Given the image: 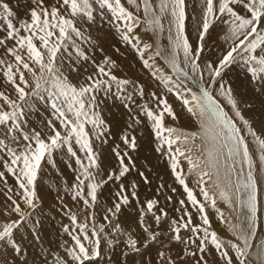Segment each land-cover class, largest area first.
<instances>
[{
  "label": "snow or ice",
  "instance_id": "1",
  "mask_svg": "<svg viewBox=\"0 0 264 264\" xmlns=\"http://www.w3.org/2000/svg\"><path fill=\"white\" fill-rule=\"evenodd\" d=\"M190 15L195 44L187 31ZM102 22L115 27L121 41L138 53L142 67L198 122L193 131L168 124L179 116L168 96L156 92L151 93L154 106L140 108L150 121L155 150L168 161L185 198L178 201L176 216L158 199L140 204L134 221L139 231L121 220L125 207L140 202L138 185L125 184L136 167L130 153L138 148L137 138L125 132L112 149L115 167L105 170L99 148L109 142L111 126L98 110L95 93L113 84L121 93L133 88L143 96L144 89L118 76L112 57L97 62L89 55L85 46H96L90 27ZM140 28L152 33L167 28L170 46L150 52L153 45L141 40ZM217 29L225 47L215 60L205 59L210 51L206 38ZM0 33V181L7 185L9 175L15 181V190L8 188L13 195L7 219L0 222V251H11V264H29L21 230L31 218L29 210L37 207L38 180L46 165L56 166L57 154L74 161L75 167L69 164L73 183L63 191L79 210L63 205L61 197L69 220L62 231L68 239L61 245L63 254L49 253L52 264L110 260L121 240L126 246L122 255L131 264H152L153 250L157 264H209L206 256L212 251L221 264H264V238L256 243L264 230V135L245 117L224 80L225 71L239 62L253 91L264 97V0H198L191 13L186 0H159L158 7L154 0H18L15 9L0 0ZM161 56L175 77L197 84L198 91L162 74L156 62ZM88 62L94 72L73 81L71 74L79 76ZM41 107L48 118L37 130L29 117ZM132 119L134 125L144 122L139 116ZM186 170L195 174L192 186ZM138 174L150 183L143 172ZM113 184L105 204V188ZM218 200L231 210L228 216ZM209 209L226 224L231 239L213 228ZM36 224L33 239L39 240ZM177 247L180 251L173 254Z\"/></svg>",
  "mask_w": 264,
  "mask_h": 264
},
{
  "label": "rangeland",
  "instance_id": "2",
  "mask_svg": "<svg viewBox=\"0 0 264 264\" xmlns=\"http://www.w3.org/2000/svg\"><path fill=\"white\" fill-rule=\"evenodd\" d=\"M7 2L10 3L15 9V5L18 2V0H7ZM154 4L158 7L159 6V0H154ZM192 6V5H190ZM22 15V13H20ZM165 24H167V21L165 20ZM190 20L187 21V31H189ZM87 27V26H86ZM142 29L141 33L139 32ZM166 31L163 33H152L150 32V42L153 45V49L151 52H154L156 48H168L170 46V42H168V32L167 28H165ZM90 35L92 36L93 40L96 42L95 48H88L86 47V50L89 52V55L95 59L97 62H102L103 58L105 56H110L112 59L117 61L118 69L116 70V74L120 76L121 78H128L131 79V75L133 72L136 73L137 78L139 79L141 75L143 74L141 69L142 62L139 59L138 53L131 49L130 46H127L124 44L121 39L119 33L116 31L115 27L113 25L108 24L107 22L98 23L96 25H92L90 27ZM147 34L148 32H145L143 28H140L137 30V34ZM2 35V33H0ZM157 36V37H156ZM210 36H208L209 38ZM206 38V47L208 49H211L214 51L215 43L212 38ZM156 39V40H155ZM192 40V39H190ZM209 40V41H208ZM167 41V42H166ZM155 42V43H154ZM193 42V41H192ZM166 44V45H165ZM195 44V42H194ZM212 46V47H211ZM103 49V51H101ZM116 49H119V51H116ZM208 51L211 53L212 51ZM205 52L204 56L205 59H208V53ZM3 53V50L0 49V54ZM208 53V54H207ZM2 55V54H1ZM163 63L167 64L166 60L163 58V56L158 57ZM216 59V58H215ZM214 59V60H215ZM240 63H236L234 65H231L229 69L225 71L224 80L227 81L229 84L232 85V88L236 95H242V102L240 104L241 109L245 115L248 114V108H250V113L254 115L255 118L264 120V102L262 103V100L258 97L256 98V103H251L248 97H252L253 95L249 91V89L246 87L247 83H245V70L244 68L239 65ZM235 68H234V67ZM236 69V70H235ZM94 72V67L92 66L91 62L85 63L81 66L80 74L77 76L75 73H72L70 78L79 79L80 81H83L85 77ZM244 75V76H243ZM148 78V77H147ZM149 79V78H148ZM153 79V80H152ZM151 80H148L144 78V82L149 84L152 87L145 88L144 86V95H139L138 92H136L135 89L129 88L127 92H119L116 88V85L113 84L111 89H99L96 91L95 95L97 97V104H98V110L102 112L105 120L107 123L111 126L110 127V134L108 137L109 142L107 143V146L99 148L101 151V159L103 162V166L105 170H111L116 165L115 157L112 153V149L116 144H121L120 137L127 132L128 134H134L137 138L138 148L135 151H132L130 154L134 156V161L136 167L133 169L131 174L127 177L125 180V184L128 185L129 182L134 181L138 187L137 192L140 197V202L136 203L134 202V206L125 207L126 212H130L131 210L134 212H137V209L139 208L140 204L143 202L146 203V201L150 198H148L150 195L154 196L156 199L161 200L160 196L165 193L164 187H161V185H164L166 179L168 178V172H170L169 166H161L162 159L166 162H168L165 158L161 156L159 152H157L156 149V143L155 138L151 136L150 132H153L150 125L148 126L147 122L150 123V121H147L144 119L143 113L140 111V108L145 104L148 103L150 106H154V101L151 97L152 92H156L157 95H167L169 102L173 104L179 119L177 121H172L171 119H168V124L173 126H179L187 131H193L198 128V122L195 117H185L183 116V112L185 110L178 106L180 103L175 99V96L167 93V91L163 88L158 87L159 83L156 81V79L152 78ZM132 80V79H131ZM188 86L192 87L194 91H198L199 86L197 84H193L190 82V80L185 81ZM235 84H233V83ZM6 85V82H4ZM152 83H157L156 85ZM184 84V83H183ZM246 84V85H245ZM156 86V87H155ZM196 86V87H195ZM161 88V89H160ZM133 89V90H132ZM240 91V93H239ZM242 91V92H241ZM245 93V94H243ZM130 94V95H128ZM250 95V96H249ZM252 95V96H251ZM106 96H108V99L103 100ZM245 96V97H244ZM247 97V98H246ZM249 100V101H248ZM110 103H114V106L116 105V102L121 103V106H115L116 108H124V111L119 112L123 115L120 116V119L123 121H118L117 119H114L113 122L110 121L109 117L106 115L105 108ZM135 102V103H133ZM221 102H223L221 100ZM224 103V102H223ZM225 104V103H224ZM226 105V104H225ZM248 105H251V107H248ZM262 106V107H260ZM179 107V108H178ZM247 107V108H246ZM254 108V109H253ZM183 112H182V111ZM247 110V113H245ZM262 112V114H261ZM262 115V116H261ZM139 116L140 119H144L146 121V124H139L134 125L133 124V117ZM48 118V112L44 110V108H40L39 112L33 113L29 119L32 121V127L37 128V130H41V121L46 120ZM263 118V119H261ZM132 125V127H129ZM148 126V127H147ZM135 132H134V131ZM138 130V131H137ZM46 131V129H45ZM137 132V133H136ZM129 134V135H131ZM139 137V138H138ZM149 137V139H148ZM146 141H148L146 143ZM143 143H146L147 148L144 150L142 149ZM123 147V145H121ZM159 157V158H157ZM56 166L52 167L51 165H46L44 168V171L42 173L41 178L38 180V191L43 190L45 191L43 195L39 194V200L37 201V207L35 209H30L31 212V218L26 224V226L23 228L24 230H29L32 227V221L35 219V217H38L39 220L44 223L45 218L41 219L45 213H49L50 218H56L57 221H54V219H51L54 222L60 223L62 225L69 223L68 217L64 215V212L66 211V208L63 207V205H67V207H70L73 209V211H78L79 208L77 205L72 203L70 201V197L63 191L64 186L70 185L73 183V177L74 173L72 171V168L69 167V164L71 163L73 167H75L74 161H70L69 158L63 154H57L56 157ZM182 163L185 165V168L187 169L186 161H182ZM164 165V164H162ZM140 172H143L145 176H147L148 181L150 183H146L143 178L138 174ZM7 175V173H6ZM185 175L188 176V182L190 186L194 184V180L192 177L195 175L194 173H189L187 170L185 171ZM170 178L175 182L172 178V176L169 173ZM14 181V179H13ZM15 182V181H14ZM208 186H211V181H208ZM12 183V177L8 176V182L7 185H5L2 181H0V193L2 196L0 197V203L3 201L5 202L4 206L0 210V222H3L7 219L6 216V209L7 205L10 203V200L8 199L9 196L13 195L8 192V194L5 193V190L11 187ZM175 185H177L178 190H176L175 193H172V196L175 198L183 199L185 198V194L183 193L182 187L178 184L176 181ZM116 185H111L110 188H105L104 191V202L105 204H109V197L112 195L111 189H114ZM12 188V187H11ZM142 189V190H141ZM144 191L146 193H144ZM150 192V194H149ZM182 195H181V194ZM142 194V195H141ZM144 194V200L142 199V196ZM146 194V195H145ZM166 196L168 193L166 192ZM171 196V197H172ZM179 196V197H178ZM182 196V197H181ZM61 197H63V205L61 203ZM172 197V198H173ZM43 202L45 204H43ZM218 203L221 207V210L224 211L225 216H228L230 213V209H228L227 205L223 201H219ZM222 203V204H221ZM137 204V205H136ZM136 205V206H135ZM179 204L174 203L173 205L168 204L167 202L160 203V206L165 208L169 212L170 216H176L178 213L175 212V208L178 207ZM138 206V207H137ZM23 207V204H22ZM129 208V209H128ZM189 211H192V209H189ZM209 216L212 221L213 228L224 238L231 239L232 233L227 231V226L225 223H219L218 215L215 212L214 209H209ZM195 217V215H194ZM18 217L13 216L12 219H17ZM218 219V220H217ZM217 221V222H216ZM198 222V221H197ZM216 222V223H215ZM38 227V224H36V228ZM135 229L136 228H132ZM139 231V230H138ZM24 231H21L23 233ZM62 232V230H61ZM264 230L260 231L258 233V238L256 240V243H259L260 238H264ZM44 234L51 236L48 232L44 231ZM44 234L40 232L39 237L40 240H43V242L46 244L47 242L50 244V240L48 237H46ZM63 235H60L62 237ZM66 239L68 237L66 236ZM53 241L59 246L62 245V241L58 237H54ZM23 248L25 249V257L28 260L29 264H45V260H47V257L52 255H49V253L55 254L57 250H49L44 251L42 253L36 254V256L32 255L33 253L27 249V246L25 244H22ZM178 252L180 251L179 247L175 248ZM107 251V249H105ZM126 251V246L121 240V242L114 246L113 250L109 253V256L111 259L109 260L107 257L103 260L94 261L93 264H131V260H128V258H125L122 253ZM176 252H174L175 254ZM213 254L212 258H206L208 259L209 263L213 261V264H221V262L218 259V255L215 251L211 252ZM60 254H63V252ZM5 253L2 255L0 254V264H3L5 260L8 261V264H11L12 257H10V254H7L4 256ZM113 255V257H112ZM150 255L152 256V264H153V256L155 255V251L153 250ZM9 258V259H7ZM138 259V258H137ZM212 259V260H211ZM214 259V260H213ZM156 260V259H155ZM155 262V261H154ZM157 263V262H156ZM16 264H19V262H16ZM47 264L48 261H47Z\"/></svg>",
  "mask_w": 264,
  "mask_h": 264
},
{
  "label": "bare ground",
  "instance_id": "3",
  "mask_svg": "<svg viewBox=\"0 0 264 264\" xmlns=\"http://www.w3.org/2000/svg\"><path fill=\"white\" fill-rule=\"evenodd\" d=\"M186 2L188 3V5H189V11H190V13L192 12V9L194 8V7H196V5L198 4V0H186ZM190 5H192V6H190ZM189 20H190V25H188V26H190L189 28V31H188V35H189V37H190V39H192V41H193V43L195 42V39H196V34H195V31H194V27H195V21L192 19V17H191V15H190V17H189ZM141 31H142V29L139 31L140 33H141ZM166 31V30H165ZM140 37H141V40L143 41V42H147V43H149L150 42V32H148L147 34H145V33H143V34H140L139 35ZM210 37L209 38H212V40L214 41V42H216L215 43V45H214V51H212L211 49V53H209L208 51V59H212V60H214L215 58H217L218 57V55L223 51V48L225 47V45H224V42L220 39V37L222 36V32H220L218 29L217 30H213V31H211L210 32V35H209ZM157 37V36H156ZM208 38V37H207ZM208 38V39H209ZM156 40V39H155ZM207 40V39H206ZM209 41V40H208ZM167 42V41H166ZM169 42V41H168ZM207 42V41H206ZM155 43V42H154ZM166 45V44H165ZM212 47V46H211ZM167 48V47H166ZM150 52H151V50H150ZM2 54V53H1ZM0 54V55H1ZM156 62H157V66L159 67V68H161L162 69V74H170V75H173L174 76V79H176L177 80V82L178 83H180L181 84V86L182 87H184V88H187V87H189L188 85H187V83L185 82V80H184V78H177V77H175V75L172 73V70H171V68L169 67V65H168V63L167 64H165V63H163L160 59H158V57H156ZM239 65H241V64H239ZM234 67V66H233ZM236 67V66H235ZM234 67V68H235ZM81 70V69H80ZM236 70V69H235ZM141 71H142V75H141V77L138 79L137 78V76H136V73L135 72H133L132 73V75H131V79L136 83V84H138V85H143V88H144V86H145V88H147L148 86L149 87H152V86H150L149 84H147L146 82H144V78H146L147 79V81L148 80H151L152 78H154V77H152L151 75H150V73L148 72V70H145L144 68L143 69H141ZM244 76V75H243ZM149 79H148V78ZM245 77V83H247V85H246V87L249 89V91L251 92V94L253 95H251L252 97H254L253 99L252 98H250V97H248V99L250 100H252V102L251 103H256V98L258 97V99L260 98L261 100H262V103L264 102V97H261V96H259L258 94H256L254 91H253V87H252V85L249 83V81H248V78H247V75H245L244 76ZM73 79V81H75L76 79H74V78H72ZM154 79H156V78H154ZM225 79V78H224ZM153 80V79H152ZM156 81H158L157 79H156ZM190 82H192V81H190ZM158 83H159V86L158 87H160L161 86V88H163V85L161 84V82H159L158 81ZM184 83V84H183ZM233 83V82H232ZM153 84H157V83H152V85ZM233 84H235V83H233ZM158 85V84H157ZM236 85V84H235ZM237 86V85H236ZM156 87V86H155ZM196 87V86H195ZM160 88V89H161ZM165 89V88H164ZM133 90V89H132ZM166 90V89H165ZM137 92V91H136ZM242 92V91H241ZM235 93V92H234ZM239 93H240V91H239ZM217 95H219L218 93H216ZM236 94V93H235ZM243 94H245V93H243ZM128 95H130V94H128ZM237 96V98H238V100L240 101V104H241V102H242V95H236ZM250 96V95H249ZM245 97V96H244ZM247 98V97H246ZM106 99H108V96H106L104 99H102V101L103 100H106ZM221 100L226 104V107H230V106H227V102L221 97ZM248 100V101H249ZM250 100V101H251ZM222 102V103H223ZM133 103H135V102H133ZM136 104V103H135ZM115 106H118V107H120L121 106V103H118V102H116V105ZM114 106V103H110L109 102V105L107 106V108H105V111H106V115L109 117V119H110V121L111 122H113V120L114 119H117L118 121H123L122 119H120V116L121 115H123L122 113H119V112H122V111H124V108H116ZM178 106H180L181 107V105L179 104ZM241 107V106H240ZM260 107H262V106H260ZM179 108V107H178ZM247 108V107H246ZM254 109V108H253ZM263 111H264V109H262ZM117 111H119V112H117ZM182 111V110H181ZM248 114H246V116L248 117L247 119H249L251 122H252V125H253V127L256 129V131L258 132V133H260L261 135H264V120H260V119H257V118H255L254 117V115H252L251 113H250V108H248ZM183 112V111H182ZM245 113H247V110H246V112ZM261 114H262V112H261ZM183 116L185 115V117H191L186 111L185 112H183V114H182ZM233 115H234V113H233ZM262 116V115H261ZM114 118V119H113ZM238 119V118H237ZM261 119H263V118H261ZM143 121H144V119H142ZM142 124H146V121H144ZM147 124H148V126L150 125V123H148L147 122ZM141 125V124H140ZM142 126V125H141ZM147 126V127H148ZM134 131V130H133ZM138 131V130H137ZM135 132V131H134ZM150 132V134H151V136H153L154 137V133L153 132H151V131H149ZM132 133V132H131ZM131 133H129V134H131ZM137 133V132H136ZM131 135H133V134H131ZM245 135H247V133H245ZM136 136V135H135ZM139 138V137H138ZM148 139H149V137H148ZM148 141H146V143H147ZM146 143H143V145H142V149H146L147 148V146H146ZM107 146V144L104 146V147H106ZM132 155V154H131ZM132 157L134 158V156L132 155ZM157 158H159V157H157ZM162 164H164V165H162ZM162 164H161V166H169V163L168 162H166V161H164L163 159H162ZM169 168H170V166H169ZM169 173H170V175L172 176V178L174 179V176H173V174H172V172H171V169H170V172H168V178L166 179V181H165V183H164V185H163V187H164V190H165V193H163L161 196H160V198H161V200H159L161 203H162V205H163V203H165V202H167L168 204H170V205H173L174 203H177L178 204V201L180 200V198H175V197H173L172 196V191H171V189L172 188H176V190H178V187H177V185H175V183H176V181L174 182L171 178H170V176H169ZM175 180V179H174ZM12 183L14 184V185H12L11 184V187L13 188V190H15V182L13 181V178H12ZM142 190V189H141ZM41 190H39L38 192H39V194L40 195H43L44 194V190L42 191V192H40ZM178 191H180V190H178ZM8 189H6L5 190V193L6 194H8ZM166 192L168 193V195L166 196L165 194H166ZM10 194H13V192H9ZM144 193H146L145 191H144ZM183 193H184V191H183ZM149 194H150V192H149ZM181 194V193H180ZM185 194V193H184ZM142 195V194H141ZM146 195V194H145ZM182 195V194H181ZM2 196V194L0 193V197ZM168 196H172L173 198H172V201L171 202H168L167 200H166V197H168ZM179 197V196H178ZM182 197V196H181ZM144 194H143V196H142V199L144 200ZM148 198H150V199H156L154 196H149ZM143 203H145V202H143ZM4 204H5V202H1L0 203V210L2 209V207L4 206ZM43 204H45L44 202H43ZM222 204V203H221ZM137 205V204H136ZM135 205V206H136ZM138 207V206H137ZM178 207H179V205H178ZM126 209V208H125ZM124 209V211H123V214H122V216H121V220L126 224V225H131V227L133 228H136V230L138 231V229H137V226H136V224L134 223V221H135V219H136V215H137V212H134V210L132 211H130V212H126V210ZM129 209V208H128ZM138 210V209H137ZM210 212V211H209ZM49 214H50V212L49 213H45L44 212V215H43V217L41 218V219H43V218H45V219H43V220H45V222L44 223H42L40 220H39V218L38 217H35V219L32 221V225L33 224H36V222L37 221H39V223H38V227H37V229H38V234H40V232L42 233V234H44V231L45 232H48L51 236L49 237L48 235H46V234H44L46 237H48L49 239H51L50 240V244L47 242L46 244L43 242V240H35V239H33V235H34V233L32 232V227H31V229H29V230H24V229H22L21 231H24L23 233H21L22 234V236H23V240L21 241V243L22 244H25L26 246H27V249H29L33 254L32 255H34V256H36V254H39V253H42V252H44V251H47L46 249H49V250H57V252H63V249L61 248V245H57L54 241H53V238L54 237H58L61 241L62 240H64V237H65V240H66V234L62 231L61 232V230H62V224H60V223H57V222H54V221H57V219L56 218H50L49 217ZM210 215V214H209ZM51 219H54V221H52ZM194 219H195V217H194ZM218 220V219H217ZM217 222V221H216ZM215 222V223H216ZM219 223H221V222H219ZM264 233V232H263ZM60 235H63L62 237H60ZM63 241H62V245H63ZM174 252H178L176 249H174L173 250V254H174ZM3 253H5V255L4 256H6L7 254H10V257H12V253H11V251L9 250V251H7V252H3V251H0V254L2 255ZM112 257H113V255H112ZM212 258L213 257V254L212 253H209L208 254V256H207V258ZM209 258V259H210ZM7 259H9V258H7ZM156 257H155V255L153 256V264H157L156 263ZM187 259V258H186ZM212 260V259H211ZM214 260V259H213ZM6 261V260H5ZM5 261L3 262V264H5ZM47 261H48V263L49 264H52V257H50V256H48L47 257ZM155 261V262H154ZM17 262H19V261H17ZM189 264H191V260H189ZM209 264H213V261H212V263L210 262ZM220 264V263H219Z\"/></svg>",
  "mask_w": 264,
  "mask_h": 264
}]
</instances>
